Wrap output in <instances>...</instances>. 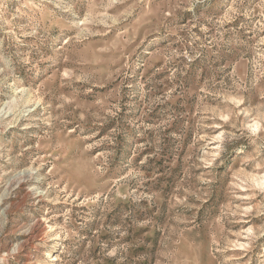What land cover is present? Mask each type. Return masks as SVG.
<instances>
[{
    "label": "rangeland",
    "instance_id": "374dc122",
    "mask_svg": "<svg viewBox=\"0 0 264 264\" xmlns=\"http://www.w3.org/2000/svg\"><path fill=\"white\" fill-rule=\"evenodd\" d=\"M0 264H264V0H0Z\"/></svg>",
    "mask_w": 264,
    "mask_h": 264
}]
</instances>
